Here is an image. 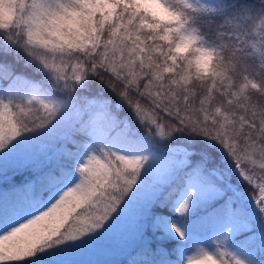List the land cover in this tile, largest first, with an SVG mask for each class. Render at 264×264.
<instances>
[{
    "label": "snow or ice",
    "instance_id": "snow-or-ice-1",
    "mask_svg": "<svg viewBox=\"0 0 264 264\" xmlns=\"http://www.w3.org/2000/svg\"><path fill=\"white\" fill-rule=\"evenodd\" d=\"M0 184V264H257L264 0H0Z\"/></svg>",
    "mask_w": 264,
    "mask_h": 264
},
{
    "label": "rangeland",
    "instance_id": "rangeland-1",
    "mask_svg": "<svg viewBox=\"0 0 264 264\" xmlns=\"http://www.w3.org/2000/svg\"><path fill=\"white\" fill-rule=\"evenodd\" d=\"M134 247L135 245L131 243V237L113 241H100L83 247L82 251L73 257L82 259L81 263L83 264H112ZM66 260L67 264H75V261L68 256Z\"/></svg>",
    "mask_w": 264,
    "mask_h": 264
},
{
    "label": "trees",
    "instance_id": "trees-1",
    "mask_svg": "<svg viewBox=\"0 0 264 264\" xmlns=\"http://www.w3.org/2000/svg\"><path fill=\"white\" fill-rule=\"evenodd\" d=\"M228 2H235V0H228ZM240 2L250 4L258 8L260 0H240ZM6 187H7L6 185L0 184V190L5 189ZM151 242L153 245H158L166 253L169 251L173 253L175 252L176 242L174 240L157 241L155 239H151ZM82 249L83 248L74 249L70 251L67 256L72 258L75 261V264H83L81 263L82 259L78 257H73L75 254L81 252ZM145 259H147V257L144 255L143 251L139 247L135 246L132 250L125 253L123 257H120L119 259H117V261H115L112 264H140V262H142ZM256 261L257 264H262V262H264V254L261 255L259 252H257Z\"/></svg>",
    "mask_w": 264,
    "mask_h": 264
}]
</instances>
